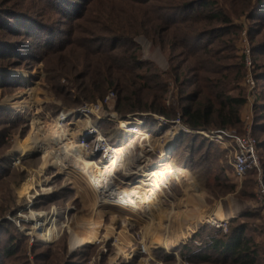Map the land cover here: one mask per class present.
Listing matches in <instances>:
<instances>
[{
    "label": "rangeland",
    "instance_id": "1",
    "mask_svg": "<svg viewBox=\"0 0 264 264\" xmlns=\"http://www.w3.org/2000/svg\"><path fill=\"white\" fill-rule=\"evenodd\" d=\"M151 3L156 7L149 9ZM170 5L171 0H0V264H140L141 256H132L138 251L146 257L141 253L144 252L143 237L152 247V256L161 264H231L211 249L216 240L237 227H242L244 236L253 241V249L259 250V264H264V201L258 194V171L239 180L231 166L230 152L224 145L194 130L187 134L183 130L185 126L177 119L168 120L147 112L119 114L116 111L117 94L111 87L104 99L89 100L93 94L92 87L89 88L91 70L105 48L120 42L114 32L119 29L115 35L121 33L123 23L131 19V11L136 10L140 15L139 22L145 21L148 26L159 28L163 15L169 19L174 15L172 11L164 10ZM218 9L232 20L227 26L228 36L223 38L226 46L232 37L237 41L236 49L228 47L221 52L225 60L218 62L215 68H224V74L231 78L239 69L243 73V46L247 43L252 49L253 74L258 89L253 128H256L255 137L259 143L264 184V0H218ZM170 31L171 36H179L177 30ZM164 35L156 43L138 34L133 42L138 47L140 59L152 63L166 75L169 84L166 104L176 107V103H184L188 95L199 90V79L204 74L194 68L195 60L186 57L181 49L167 45L169 38L166 33ZM242 80L241 77L239 87L247 98ZM134 91L132 95H135ZM231 94L236 96L238 92L233 90ZM88 105H93L99 112L93 117L95 124H99L98 129L103 126L118 130L110 139L111 145L124 138L123 132L119 131V120L113 122L114 114L123 124H135L155 135L154 138L163 137L172 132V125H179L176 136L166 143L167 158L174 160L172 164L183 162L185 172L191 173L193 193L209 210L208 220L219 215L220 208L226 214L236 208L234 217L227 220L226 231L213 228L207 220L196 223L192 231H186L187 225L194 220L189 216L199 214V205L192 202L187 207H179L186 214H168L164 222L160 218L159 228L155 230L145 229L137 215V218L129 216L134 219L129 223L123 213L117 216L125 218H121L125 226L117 218L119 225L112 228L113 213L106 208L100 219L101 228L90 242L94 244L76 249L82 244L80 232L83 226L89 227L95 218L94 202L85 191L87 178L76 177L82 182L81 188L48 166L43 174H38L39 186L36 185L28 195L23 193V187L46 166L50 152L48 134L61 118H65L62 123L69 128L72 121L84 116L82 112ZM245 111L246 106L242 114ZM138 119L142 125L138 124ZM90 130L87 128V133ZM236 131L242 133L243 128ZM24 145L30 151L21 157ZM157 158L153 153L143 168L153 169ZM93 166L90 169L94 172ZM138 181L136 176L132 181L130 179L132 186H138ZM54 210L61 211L65 218L62 221L67 218L69 221L53 242H42L38 237L41 234L34 231L35 226L56 223L55 217L61 216L59 213L47 215ZM159 223H162L161 227ZM181 232L186 238H178L180 240L176 242V236ZM31 233L40 241L30 236ZM109 233L115 234L119 244L116 241L105 245L96 243ZM165 238L174 240L176 247L171 250L161 248L159 240ZM212 239L214 243L209 245L208 240ZM196 241L200 245H196ZM123 251L125 253L117 257ZM116 252L119 253L116 255Z\"/></svg>",
    "mask_w": 264,
    "mask_h": 264
},
{
    "label": "trees",
    "instance_id": "2",
    "mask_svg": "<svg viewBox=\"0 0 264 264\" xmlns=\"http://www.w3.org/2000/svg\"><path fill=\"white\" fill-rule=\"evenodd\" d=\"M151 7L156 6L151 3L148 8ZM164 10L172 11L174 15L170 19L163 15L159 28L148 26L145 21L139 22L140 15L136 10L131 11V19L123 23L121 33L115 35L119 29L114 32V36L119 37V45L115 43L105 48L91 70L92 86L89 88L92 87L93 94L89 100L104 99L113 88L117 94L116 111L122 115L154 113L168 120L177 119L191 130L243 128L241 114L246 97L239 84L241 77L243 80L245 77L244 61L243 73L239 69L232 78L224 74V68H215L218 62L225 60L222 51L228 47L236 49V37L229 39L227 46L223 40L228 36L227 26L232 22L231 18L218 9V0H171V5ZM170 30H177L179 36H171ZM165 33L169 38L166 44L181 49L186 57L195 60L194 68L204 74L199 79V90L188 95L184 103H176V107L166 104L169 91L166 75L152 63L142 61L133 42L138 34H142L157 43ZM233 90L238 92L236 96L231 94ZM230 230V234L215 241L211 250L231 264H259V250L253 249V241L244 236V229ZM91 243L78 245L94 244Z\"/></svg>",
    "mask_w": 264,
    "mask_h": 264
},
{
    "label": "bare ground",
    "instance_id": "3",
    "mask_svg": "<svg viewBox=\"0 0 264 264\" xmlns=\"http://www.w3.org/2000/svg\"><path fill=\"white\" fill-rule=\"evenodd\" d=\"M82 113L85 114L81 119H76V122L72 121L71 123L74 122L73 124H67H71L69 128L62 123L66 121L65 118H61L51 133L48 134L47 146L50 147V152L46 159V166L43 167L42 171L36 172L35 177L23 187L24 194L28 195L30 191L41 182L39 181L40 177H38V174L40 172L39 176L43 174L48 166L57 169L59 174H64L68 178V181L71 183L72 181H75L81 188H83L81 185L82 182H78L76 177L87 178V184L85 183V187L87 188L85 191L94 202L95 218L89 224V227L83 226V229L80 232V240H82V243H90L96 238V233L101 228L100 219L102 218L103 210L106 208L113 213L110 221L112 228H115L119 225V221H122L121 218L123 217L117 216V214L123 213L126 217V221L129 223L134 221V219L129 218V216L134 215L136 217L137 215L143 224H145V229L155 230L156 228H159L157 227V222L160 218V221L164 222L168 214H176L178 216L186 214L180 210L179 207H187L190 202L199 205V214L193 216L187 214V217L189 216L194 220L191 219L192 221L187 225L186 231H192V229L197 226L196 223L198 222L202 223L206 220V222H208L207 216L209 210L205 209L206 207L198 199L196 193H193L194 183L192 182V175L183 171L185 169H183L182 163L178 165L172 164V161L174 160H168L167 158L168 150L166 149V143H169L171 138L176 136V133L180 130L179 125H172V132H167L163 137L154 138L155 135L153 136L145 129L128 128V123L123 124L121 118L114 114L112 116L114 120H112L113 122L119 120V131L123 132L124 138L115 142L112 149L110 147L109 154H111V156L109 160H103L105 161L103 163V161L98 162L97 160L94 161V159L97 158L103 142L106 141V144L110 143V139L118 133V130L116 132L115 130L107 129L103 126L98 129L99 124H95L93 117L99 115V112L93 105H88L85 112ZM138 124L142 125L141 121H139ZM95 126L97 129H95ZM87 128H91L89 133H87L88 130L86 131ZM91 134H95L96 136L92 138ZM106 134H108V137H106ZM82 138L86 143L81 140ZM91 140H93V142H91ZM123 143L125 144L123 145ZM88 144L89 146H87ZM27 150H29L28 146L24 145L20 151L21 157L24 156ZM157 150H160V154L163 155V157L161 158V156H159L157 158H160L161 160H157V164L153 169L145 170L143 164ZM90 157H94V159L88 161ZM92 164L94 165L93 170L95 174L90 169ZM134 176L139 179L137 182L138 186H132V183L130 182V179L132 181ZM146 180L148 183H146ZM110 184H112V188L108 190L107 188ZM119 189L120 191L118 192L117 190ZM102 190H105L104 194L99 193ZM158 198H160L159 201ZM115 203H119L121 206L117 205L116 207L114 206ZM159 206L162 208L159 209ZM218 211L220 213L219 215L215 214L216 218H218L219 221H227L234 217L236 208H233L228 214L223 212L221 208ZM57 213L61 216L58 215L60 218L59 220H56V223L50 225L46 224L44 226H42L43 224L37 225L35 226V230L33 229L36 233L41 234V236L38 237L46 239L47 241L45 240V242L47 243L53 242L59 237L62 229L66 226V222L69 221L67 217L66 221H62L65 218H62L61 211L54 210L47 213V215H49V217L52 215L56 216ZM117 218L121 220L117 222ZM55 219L57 218L55 217ZM123 225L125 226L124 222ZM161 225L162 223L160 224V227ZM30 236L35 237L37 241H40L34 233H31ZM178 238L185 239L186 236L184 235V232H181L180 235L176 236V242H179L180 239L178 240ZM114 241H116V244H119L120 242L114 233H109L107 236L99 239L96 243L105 245ZM176 242L171 238H165L159 240V245L163 249L171 250L176 247ZM141 244L142 249L145 251L141 253H145L146 257L139 255L140 253H138V251L131 256H141L140 264H148L149 262L152 264H159L160 261L152 256V247L147 244L146 237L141 238ZM86 246L80 245L77 246L76 249ZM119 250L122 251V249ZM118 253L116 252V255ZM124 253L125 251L121 252L117 257L122 256Z\"/></svg>",
    "mask_w": 264,
    "mask_h": 264
},
{
    "label": "built area",
    "instance_id": "4",
    "mask_svg": "<svg viewBox=\"0 0 264 264\" xmlns=\"http://www.w3.org/2000/svg\"><path fill=\"white\" fill-rule=\"evenodd\" d=\"M243 55L245 59V68H246V75L244 79V86L247 90V98H246V109L243 114H241V122L243 126V132L239 133L236 129H227L222 131H213V130H194L199 132L201 136L213 140V142L219 143L224 145L230 152L231 156V166L234 170L235 176L239 180H243L250 172L258 171V183H259V197L264 201V184H263V177H262V170L261 164L259 159V143L254 134L253 122V110H254V103L257 99L258 89L256 85V78L253 74V59H252V49L249 44H245L243 46ZM181 124V122L178 120ZM129 128L132 129H140L139 126L135 124H128ZM126 129V127H125ZM187 134H190L191 129H183ZM183 131V132H184ZM84 143L86 141L82 140ZM104 141V140H103ZM106 141L103 142L101 145V149H99V153L97 155L96 160L99 162L105 160H109L111 154H109V149L114 146L110 145L111 143L106 144ZM88 146V145H87ZM106 146V147H105ZM103 161V163L105 162ZM101 164V163H100ZM33 176L32 178H34ZM31 178V179H32ZM30 179V180H31ZM118 192L120 191L117 190ZM119 205V203H117ZM121 206V205H120ZM208 223L217 230H224L226 231V223L227 221H219L218 218L213 216L211 219L208 220ZM217 232V231H216ZM208 244L212 245L214 243L208 240ZM196 245H200L198 241L195 242ZM144 251V250H143ZM145 252V251H144ZM148 264H152L149 262ZM161 264V263H159Z\"/></svg>",
    "mask_w": 264,
    "mask_h": 264
},
{
    "label": "crops",
    "instance_id": "5",
    "mask_svg": "<svg viewBox=\"0 0 264 264\" xmlns=\"http://www.w3.org/2000/svg\"><path fill=\"white\" fill-rule=\"evenodd\" d=\"M125 131V130H124ZM108 132H110V131H108ZM106 137H108V134H106ZM125 143H123V145H124ZM156 154H157V157H159V156H161V158L163 157V155H161L160 154V150H158V153L157 152H155ZM94 159V157H90L89 158V160L88 161H90V160H93ZM158 160H161L160 158L158 159ZM182 163V166H183V169H184V163L183 162H180V164ZM88 166V165H87ZM87 166H85V167H87ZM183 171H185V170H183ZM95 174V173H94ZM190 175H191V173H190ZM192 181H194L193 179H192ZM194 183V182H193ZM112 188V184H110L109 186H108V190L109 189H111ZM105 190H102V191H100L99 193H101V194H104L105 192H104ZM111 191V190H110ZM116 195V194H115ZM160 200V198H158V201ZM56 220H59V219H56ZM203 223V222H202Z\"/></svg>",
    "mask_w": 264,
    "mask_h": 264
}]
</instances>
